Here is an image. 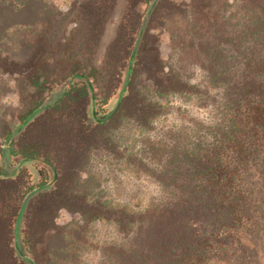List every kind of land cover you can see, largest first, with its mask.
I'll list each match as a JSON object with an SVG mask.
<instances>
[{
	"label": "trees",
	"instance_id": "trees-1",
	"mask_svg": "<svg viewBox=\"0 0 264 264\" xmlns=\"http://www.w3.org/2000/svg\"><path fill=\"white\" fill-rule=\"evenodd\" d=\"M151 2L71 0L62 10L54 0H0V139H11L5 168L0 161V264H63L78 256L75 243L91 223L80 226L77 217L56 226L60 208L81 220L114 223L123 235L102 251L110 264H262L264 0H158L131 68ZM116 13L121 18L108 37ZM9 94L22 113L7 109ZM116 95L118 108L104 122ZM173 97L207 105L214 99L219 121L201 135L177 133L169 142L147 144L149 154L138 145L142 121ZM123 115L139 126L115 140L122 152L117 162L158 184L160 194L149 206L134 198L124 206L105 201L110 194L102 174L86 163L75 169L80 152L101 149V130ZM8 116H17L19 125L12 129ZM37 159L52 170L53 189L34 184L44 172ZM20 160L25 163L14 173ZM103 160L96 158V165ZM28 194L17 237L31 263L14 243ZM106 206L115 211L105 218Z\"/></svg>",
	"mask_w": 264,
	"mask_h": 264
},
{
	"label": "rangeland",
	"instance_id": "rangeland-1",
	"mask_svg": "<svg viewBox=\"0 0 264 264\" xmlns=\"http://www.w3.org/2000/svg\"><path fill=\"white\" fill-rule=\"evenodd\" d=\"M54 1L58 7L63 10L71 0ZM186 2H188V0H186ZM114 17V20H112L109 24L107 32L108 37L111 36L113 30L117 26V23L121 18V13H116ZM151 30L158 34L160 32V27H155ZM4 79H7L11 86L13 85V79L11 76L5 75ZM68 84L69 82L63 84L60 88V92L56 93L53 97L60 95ZM117 96L118 95L114 98L115 102L113 101L114 103L112 102L111 105L109 104L107 114L115 108ZM53 97L49 98L45 103H49ZM5 100L7 109L16 111L18 114L23 112L19 109L20 104L16 95L9 94ZM213 100L214 99H211V102L207 105L205 103L197 102L195 98L187 102L174 97L170 98L163 111L161 108L157 107L148 119L145 118L142 121L141 127L144 128V133L138 142L139 147L144 148L147 153L151 154V150L147 147V144H154V146H157L156 143L163 141L169 142L174 137V134L176 135L177 133L181 134L183 139L193 135L194 133H196V135L203 134L205 128L209 125H214L219 121L220 110L217 104L213 105ZM94 107L96 108V104ZM155 112L158 114H155ZM153 115H158L157 119H151ZM123 116H118L113 122L109 125L107 124V126L101 130L102 140L104 141L101 149H97L96 152L92 150L82 153L80 152V157L75 164V169H77L82 163H86L88 168L91 167V171L93 170L102 174L100 177V184H102L110 194V197H107L105 201H111L112 204L117 203L120 204V206H124L126 202L130 201L131 198H134V201L138 203V205L149 206L160 194L158 184L154 183L146 175L137 172L138 167H136L137 170L134 168L127 169L117 162L118 159L116 157L121 156L122 152L118 148L115 140L120 137L125 138L128 136L131 126H139L138 122L131 121L130 117L126 115ZM91 119H89L88 123L93 124ZM7 120L11 122L12 129L16 125H19L17 116L13 118L8 116ZM197 125H199V127ZM200 127L202 129H200ZM16 135L17 134H15V136ZM10 140L8 141L6 147L5 156L3 157L2 151L5 141L0 139V161H5V164L3 165L4 168L6 167V157L9 153ZM99 156H102L106 162L104 163L103 160V162L99 163V165H96V158ZM19 162H16L12 167L14 173L25 163L23 162V164L17 168ZM34 162H36L37 167L40 168L39 171L41 169L44 171L41 178L34 183L36 184V187H49L50 189H53L55 181L52 170L48 165H44L43 161L40 159H37ZM25 165L27 170H32L33 166L31 164L28 163ZM72 170L74 169H70L69 180L73 177ZM63 185L66 187V184ZM103 211L105 212L103 217L106 218L109 217V215L112 214L111 212L115 210L113 207L106 206L103 207ZM77 217L79 218L78 221L80 226L84 225V222L86 221H90L91 225L87 231H82L81 236L78 237L80 242L75 243L77 244L76 247L78 249V256H71L72 259L63 264H110V258L108 256L103 257V255H101L102 251H108L114 245L119 244L121 241L120 235L123 234L119 233L118 229L111 221L103 222L91 220L89 218L86 220L82 218L83 220H81L79 214H73L67 208H60L58 210L57 218L55 220L56 226L62 227L70 222L72 223ZM43 264L46 263L43 262ZM262 264H264V260H262Z\"/></svg>",
	"mask_w": 264,
	"mask_h": 264
},
{
	"label": "water",
	"instance_id": "water-1",
	"mask_svg": "<svg viewBox=\"0 0 264 264\" xmlns=\"http://www.w3.org/2000/svg\"><path fill=\"white\" fill-rule=\"evenodd\" d=\"M157 1H158V0H153V1L149 4V6H148V8H147V11H146V13H145V16H144V18H143L142 24H141L140 29H139V32H138L137 39H136V41H135V43H134V46H133V49H132V53H131V59H130V62H129V66H130L131 68H132V63H133V60H132V59H133V57L135 56V54H136V52H137V50H138V48H139V46H140V43H141V41H142V37H143V34H144V32H145V29H146V25H147V22H148L149 15H150V13H151L153 7H154L155 4L157 3ZM131 68H130V70H129V72H128V75H127V77H126V80H125V82H124V85H123L122 89L120 90L118 101L121 100V98H122V96H123V93H124L125 90L127 89V86H128L129 80H130V76H131ZM73 82H74V79H72V80L69 82V84L63 89V91L60 93V95H58L57 97H55V100H58V99H59L64 93H66V92L68 91V89L70 88V86L73 84ZM47 106H48V103H45V104H43L42 106H40L38 109H36V110L31 114V116L28 118V120H27V121H26V122H25L20 128L17 129V131H19L22 127H24V126H26L27 124H29L34 118H36V117L38 116V114H39L40 112H42L44 109H46ZM92 106H93V109H94V106H95V105H94V100H92ZM117 108H118V105L115 106V108L110 112L109 116L104 120V122H107V121L110 120V118L115 114ZM94 118H95V117H94ZM15 133H16V132H15ZM15 133H14L13 135H15ZM9 140H10V138L7 139V140L5 141V143H4V148H3V151H2V156H4V154H5V152H6V147H7V144H8V141H9ZM3 161H4V160H3ZM23 162H25V160L20 161V162L18 163V165H17V168L20 167V165H22ZM4 164H5V161H4ZM30 197H31V194H28V195L26 196V198H25L24 201H23V204H22L21 210H20V212H19V216H18V219H17L16 225H15V240H14V243H15L16 250H17V252L19 253V255L21 256L22 260H23V261H28V262L31 263V259H30L28 256H26V255H24V254L22 253V251H21V249H20V247H19V244H18V237H17V235H18L19 219H20V216H21V214H22V212H23V209H24L26 203L29 201Z\"/></svg>",
	"mask_w": 264,
	"mask_h": 264
}]
</instances>
